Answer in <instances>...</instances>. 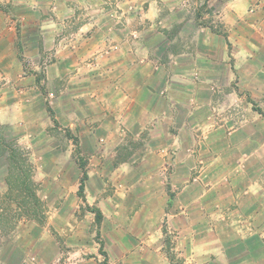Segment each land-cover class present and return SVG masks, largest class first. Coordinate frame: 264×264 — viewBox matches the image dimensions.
I'll use <instances>...</instances> for the list:
<instances>
[{
    "label": "crops",
    "instance_id": "0c3cea01",
    "mask_svg": "<svg viewBox=\"0 0 264 264\" xmlns=\"http://www.w3.org/2000/svg\"><path fill=\"white\" fill-rule=\"evenodd\" d=\"M159 3L161 0H150L149 9L156 10ZM103 4L104 0H0V101L5 104L7 98L15 96L28 114L33 101L42 93L35 90L37 75L25 67L45 66L44 54L51 50L52 59L47 67L52 69V74L47 78H52L54 94L64 108L56 113V118L80 134L83 147L116 148L127 144L131 136L143 141L151 154L141 161L150 166L133 169L137 180L195 181L200 177L194 172L198 163L205 160L212 166L210 175L208 173L215 181L209 193L212 196L209 202L213 205L211 216L204 212L205 192L201 183H181L178 194L186 195V199L181 200L179 212H168L169 203L166 199L164 203L161 201L165 215L184 219L183 223L178 222L186 229L182 240L188 239L192 248L203 249L195 253V258L194 254L187 255L185 263L245 264V257L235 256L240 245H248L252 240L259 247L264 245V225L256 222L257 216L264 214V183H255L253 191L244 183L245 164L264 158V109L246 115L240 124L233 122L232 114H228L227 123H220L225 113L216 112L212 103L218 83L223 80L221 74L225 65L234 68L238 83H244L241 86L250 89L249 82L261 83L258 84L262 85L260 96L256 98L251 93V98L264 99V13H259L257 21H247L248 29L257 28L254 31L257 36L245 29L242 46L232 39L239 31L234 27V20L242 18L243 13L235 1L227 5L230 17L226 21L227 36L221 45L220 32L205 26H199L194 36L189 39L187 36L174 45L172 29L167 34L157 30L154 36L147 37L144 29L119 25L121 14L104 11ZM155 10L144 14L152 27L161 22L160 13ZM176 18L166 16V26L172 27ZM30 26L35 29L34 33L30 32ZM163 37L165 46L157 43ZM13 67L22 69L19 80L23 86L15 88L16 92L10 95L2 89L13 83ZM60 82H65L66 87L60 88ZM240 94V100H244L242 90ZM231 95L235 99V93ZM15 100L0 106V115H8L18 105ZM143 135L145 138H141ZM170 149H174L172 152L177 156L174 157ZM106 158L92 155L86 170L88 179L100 181L96 190L87 188V201L97 204L101 220L90 221L88 231L86 228L83 231L82 222L69 223L66 239L72 251L57 260L65 264H172L163 245L157 244V236L161 235L157 185L143 190L147 195L144 199H139L140 193H136L135 187L118 189L117 193L106 196ZM122 174L124 177L128 173ZM125 191L133 194L130 203L113 197L116 194L124 198ZM250 199L255 208L253 213L248 206ZM192 209L194 211H190ZM54 224L53 221L36 224L40 233L34 240L36 245L45 247L46 240L51 241L54 235L49 233V227L62 226ZM34 225H23L20 234ZM225 226H230L234 234H227ZM52 240L56 247L58 241L54 237ZM225 243L229 246L220 251ZM210 244L212 253L205 254ZM261 253L252 255L260 258ZM11 256L10 252L0 257V264H11ZM32 258L37 264H46V256L40 254Z\"/></svg>",
    "mask_w": 264,
    "mask_h": 264
},
{
    "label": "rangeland",
    "instance_id": "374dc122",
    "mask_svg": "<svg viewBox=\"0 0 264 264\" xmlns=\"http://www.w3.org/2000/svg\"><path fill=\"white\" fill-rule=\"evenodd\" d=\"M232 1H235V4L241 6L243 10L241 14L242 18L238 17L237 21L234 20V27L239 29L235 39H238L239 42H235V39L232 38L236 45L242 46L245 42V29L249 31L250 35L257 36L254 32L257 31V28L251 27L252 29H248L247 21L252 19H254L253 21H257L256 18H258L261 13H264V4L261 5V0H161L156 10L154 7L149 9L150 0H104L103 6L104 11L111 12V14H121V20L118 22L119 25H122V27H124L123 25L125 24L134 25L139 29H144L147 37L154 36L157 30L161 31L163 34H167V32L172 29V39L175 40V42H173L175 45V43L181 40L183 41L187 36L188 39L194 36L195 30L199 26H205L214 28L220 32L222 35L220 41L221 45L222 41H224L227 36L226 29L228 26L226 21L230 17V11H228L230 6L227 8V5ZM154 10L160 13L161 22L157 26L152 27L144 14L154 12ZM168 15L177 16L172 27L166 26L165 18ZM237 15L238 14L235 16ZM126 17H129V19H126ZM79 23L80 21H78V24ZM29 28L30 32H35L32 26ZM181 32L183 33L182 35H180ZM164 38L165 37L162 39L159 38V42L157 43L165 46ZM229 47L231 48L230 45ZM219 49H221L220 46ZM44 55L45 62H47L45 66H40L38 68L25 67V70L34 72L35 76L37 75V87L35 90H41L38 92H41L42 95H40L39 98H35L29 112L27 111L28 114H26L24 108H21L18 100H15V96H13V98L9 97L6 99L7 102L4 101L6 102L5 104H10V102L15 100L18 102V105L15 108L12 107L13 109L8 115L7 113L0 115V153H2L1 150L6 147L9 150L18 147L25 153L28 158V163L32 168L34 179L38 184L39 198L38 203L34 201L32 204H23V198L17 194L14 195L12 199L8 198L10 195L7 191L8 184L6 181L8 164L4 156L0 157V257L4 258L6 253L8 254L11 252L12 256L9 259L11 264H37L36 259L32 257L36 258L37 255L41 254V256H46V264H65L63 261L59 262L57 258L60 257V255H67L66 253L72 251V246L69 245L66 239L69 233V223L74 225V223L77 224L82 222L83 231L85 228V230L88 231L87 227L92 223L90 221L95 219V221L100 222L101 220L100 209L97 204H89L87 201L89 198L87 188L89 190H96L99 188L100 181L97 179L90 180L88 177L84 180V172L81 167L84 166L85 170L90 167L89 158L92 155H105L107 158L104 163V172H106L104 177V189L106 191L104 194L106 196H111L113 193H117L116 190L118 189L135 187L138 190L136 193H140L139 199H144L147 198V195L144 194L143 190L149 185L154 186L156 184L159 193L157 198V219H160L158 226L161 227L159 231L161 235L158 234L157 236V244L163 245V250L171 259L172 264H186L185 258L187 255L190 257L191 254H194L193 257L195 258V253L202 252L203 249L201 248L198 250L196 246L192 248L190 244L187 243L188 239H186V242L182 240L184 239L183 234L186 235V229L180 227L184 219L176 216L173 218L171 214L165 215L166 212H163V203L165 199L169 203L167 208L168 212L173 214L179 212L181 210V200L183 201L186 199V195L181 196L178 194L181 183H184V185L192 184L193 182L201 183V189L205 192L204 201L206 204H204V212L205 215L207 213V215L211 216L213 205L209 202V199L211 201L212 197L209 193H211L215 181L208 177V173L210 175L212 166H209L205 160L204 163H198L194 172L196 174L195 176L200 175L201 178L199 177V179L195 181L191 179L181 182L166 178L162 180H137L132 174L133 169L139 168L140 166L142 169H148L150 166L147 162L141 161L144 156L146 157V155L151 152V149L144 145L143 141L139 139L135 140L131 136L128 138L127 144H120L116 148H106L101 145L97 147H83L80 143V134L74 133V131L64 126L65 124L60 123L56 118V113L64 108H62L59 100L56 99V94H54V83L51 81L52 78H50V80L47 78L48 75L51 76L52 74V69L47 67L52 59L51 50H47ZM22 62L24 63L23 60ZM11 70L12 73H14L12 75L13 83L11 86L8 85L2 89V91H7L10 95L16 92L15 88L18 90L23 86L21 80H19L22 69L20 67H13ZM221 79L223 80H220L218 83L219 89L216 91L214 99L218 103L215 101L212 103V105L217 108L216 112L225 113L224 117H220V123H227L228 114H232L234 119L233 122H236L235 124H240L241 121L246 118V115H253L257 112L260 113L264 109V99L256 100L251 98V93H253L256 98L260 96L262 85L258 84L261 83L254 84L253 82H249L250 89L241 86L244 85V83H238L239 77L236 71L234 68L230 69L228 65H225L224 69L222 68ZM64 83L65 82H60V88L66 87ZM240 90L243 91L244 100H240ZM231 93H235V99L232 98L233 96ZM17 96H21V92L17 94ZM42 96L44 99L41 98ZM81 103L84 105V100H82ZM5 104L0 101L1 107ZM245 108L251 111L247 112L244 110ZM262 112L264 113V111ZM29 113H34V115L30 116ZM6 117L9 120H7ZM256 123L257 122H254L253 124ZM4 134L7 135L10 141L9 145H5L3 141L2 136ZM198 134L201 133L199 132ZM141 138H145V135ZM85 143L86 142H83V144ZM173 150L174 149H170L172 154L174 153L172 152ZM175 154L176 153H174V157L177 156ZM261 159L263 161L257 162L258 159H256L249 165L245 164L246 167L244 171L246 175L244 183L247 189L250 187L249 190L251 189V191L255 190L253 187L255 183H264V158ZM124 161L125 163H123ZM139 161H141V163H139ZM128 170L131 172H128ZM118 172L121 176L117 174ZM122 173H128L124 176L127 177L128 175V178H124ZM82 182H84L83 190L80 189ZM125 193L126 196L124 198L116 194L113 197H120L119 199L121 200L125 199V203H130L129 199L132 198L133 194L131 191H125ZM106 196H104V198H106ZM262 200L264 205V195ZM252 202L253 201L250 199L248 206L253 213L255 208H253ZM142 204H145V202H142ZM229 204L231 205V202ZM106 205L110 204L106 203ZM21 206L24 207V209L20 208ZM146 206H148L147 201ZM195 206L196 205H194V207ZM190 211L194 210L192 209ZM140 215H142V213H140ZM50 221H53L55 223L54 225H62L61 228L58 227L55 229L49 227V233L54 235L51 236V241L46 240V243H44L45 247L36 245L34 240L40 234L38 233L39 229L36 224L46 225ZM95 221L93 222L94 226ZM178 222H180L179 225ZM256 222L264 225V214H259L256 218ZM27 223L35 225L30 229L27 228L28 230L20 234V228ZM226 228L227 234H234L230 226ZM262 230L264 232V227ZM248 232L251 231L248 230ZM244 234L248 233L245 232ZM52 237L58 241L56 247L53 245ZM257 244L258 243H254L252 240L248 245L246 243L240 245V250L235 254L236 258L245 257V264H264V245H260L259 247V244ZM39 246L41 249H39ZM222 246L220 251L227 248L229 244L225 243ZM37 249L41 251L39 252ZM210 250H212L211 244L207 245L205 254L207 252L212 253ZM258 250L262 252V257H260L262 261L258 260L260 259L259 255H252L253 253H260ZM254 258H257L256 261L251 260ZM187 264L191 263L188 262Z\"/></svg>",
    "mask_w": 264,
    "mask_h": 264
},
{
    "label": "trees",
    "instance_id": "16d2710c",
    "mask_svg": "<svg viewBox=\"0 0 264 264\" xmlns=\"http://www.w3.org/2000/svg\"><path fill=\"white\" fill-rule=\"evenodd\" d=\"M2 138L5 142V145L10 144L6 134H4ZM1 152L2 153H0V157L4 156V159L8 164V174L6 177L8 184L7 191L10 193L8 198L12 199V197L17 194L23 198V204H32L34 201L38 203V184L34 179L32 168L28 163V158L26 157L25 153L18 147L12 148L11 150L6 147L5 149H2ZM81 168L83 169V179L85 180L88 177L87 171L85 170L84 166ZM83 184L84 182H82L80 186V189L82 190L84 187ZM20 208L24 209L22 206Z\"/></svg>",
    "mask_w": 264,
    "mask_h": 264
}]
</instances>
